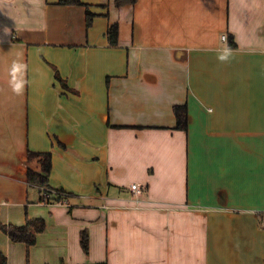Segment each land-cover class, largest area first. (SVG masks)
<instances>
[{"label": "crops", "instance_id": "obj_1", "mask_svg": "<svg viewBox=\"0 0 264 264\" xmlns=\"http://www.w3.org/2000/svg\"><path fill=\"white\" fill-rule=\"evenodd\" d=\"M80 1L0 0L8 264H264V0ZM29 152L51 153L63 202L30 183ZM27 218L47 225L30 249L1 229Z\"/></svg>", "mask_w": 264, "mask_h": 264}, {"label": "trees", "instance_id": "obj_2", "mask_svg": "<svg viewBox=\"0 0 264 264\" xmlns=\"http://www.w3.org/2000/svg\"><path fill=\"white\" fill-rule=\"evenodd\" d=\"M137 0H115V5L118 8H123L125 6H134ZM59 5H84L80 0H59ZM94 14L88 9L87 10V26L88 28L92 26ZM118 33L119 27L117 24H114L110 27L107 32L108 39L110 44L113 46L118 45ZM230 47H235V43H230ZM56 78L65 86L66 82L60 76V73L55 69ZM174 115L177 120V128L188 130L189 126V112L186 105L175 106ZM28 158L30 161L34 159L38 160L40 166V172H37L31 168L28 169V179L32 185L40 187V189H45L48 192H51V197L48 199L50 203H55V201L63 200L66 198L63 192L57 190L54 192V189L49 186V177L52 171V155L51 153H28ZM54 193V194H53ZM64 197V198H63ZM47 199V198H43ZM46 221L42 218L30 219L27 218V223L23 226L16 225H7L2 224V231L10 238L14 243H23L28 249L34 246L37 243L38 235L46 230ZM84 245L87 248V240L84 239ZM0 264H8L7 256L0 251Z\"/></svg>", "mask_w": 264, "mask_h": 264}, {"label": "clouds", "instance_id": "obj_3", "mask_svg": "<svg viewBox=\"0 0 264 264\" xmlns=\"http://www.w3.org/2000/svg\"><path fill=\"white\" fill-rule=\"evenodd\" d=\"M8 30L5 29V32ZM231 55V50L230 49H225L223 54L218 56V59L220 61H226L229 56ZM26 65L17 61H13L12 67L10 70V75L12 79L10 80V86L12 88L13 93L16 95H22L25 84L27 83L26 80L23 78V72L26 70ZM19 74V75H18Z\"/></svg>", "mask_w": 264, "mask_h": 264}, {"label": "built area", "instance_id": "obj_4", "mask_svg": "<svg viewBox=\"0 0 264 264\" xmlns=\"http://www.w3.org/2000/svg\"><path fill=\"white\" fill-rule=\"evenodd\" d=\"M222 40L223 41H226L227 40V36L226 35H223L222 36ZM132 189H133V191L135 192V195L136 196H139L141 193H142V189H141V187H140V185L139 184H133L132 185ZM43 190V193H44V196H46V198H50L51 197V192H48L47 190H45V189H42ZM57 193V192H56ZM54 194V193H53ZM263 227H264V223H263Z\"/></svg>", "mask_w": 264, "mask_h": 264}, {"label": "bare ground", "instance_id": "obj_5", "mask_svg": "<svg viewBox=\"0 0 264 264\" xmlns=\"http://www.w3.org/2000/svg\"><path fill=\"white\" fill-rule=\"evenodd\" d=\"M42 192H43V190H42ZM43 195H44V193H43ZM45 198H46V196H44ZM47 199H49V198H47ZM58 201H62V200H58ZM63 202V201H62Z\"/></svg>", "mask_w": 264, "mask_h": 264}]
</instances>
